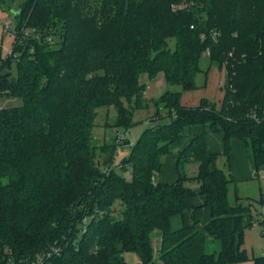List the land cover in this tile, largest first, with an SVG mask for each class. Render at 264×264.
Masks as SVG:
<instances>
[{"label": "trees", "instance_id": "obj_1", "mask_svg": "<svg viewBox=\"0 0 264 264\" xmlns=\"http://www.w3.org/2000/svg\"><path fill=\"white\" fill-rule=\"evenodd\" d=\"M14 12L0 95L23 105L0 107V264H25L54 245L61 254L46 264H129L126 253L136 264H264L244 247L255 222L264 236L256 206L264 209V193L247 204L236 193L232 203L238 179L219 168L207 141L221 133L228 159L233 140L249 141L256 175L264 167V0H23ZM225 63L220 108L181 104L183 92L200 88L198 74ZM143 74L178 87L153 100L166 113L158 109L134 143L98 144L99 109H115L105 123L115 132L136 124ZM183 142L178 179L164 182L163 158ZM120 145L130 151L117 167ZM190 161L194 177L180 171ZM196 196L210 209L204 222ZM209 239L218 251H207Z\"/></svg>", "mask_w": 264, "mask_h": 264}, {"label": "rangeland", "instance_id": "obj_2", "mask_svg": "<svg viewBox=\"0 0 264 264\" xmlns=\"http://www.w3.org/2000/svg\"><path fill=\"white\" fill-rule=\"evenodd\" d=\"M3 5L0 4V65L1 59H6L13 49L14 44V32L16 30V15H15V7H18L19 4L23 0H2ZM14 8V9H11ZM6 21L10 24V30H5ZM174 40L171 41V46H173ZM210 66L209 59L204 56L201 61V67L206 70ZM216 66V65H213ZM212 67V66H211ZM210 67V68H211ZM218 68L210 69L208 73V77L206 79V75L204 73L198 74L196 78V82L200 85V90L205 89L207 86V80L210 79V87L211 92H217L219 89L214 88V84L216 81V73L217 71H221L222 75V83L223 90L225 94V83H226V67L225 64L223 68L217 70ZM16 67L13 65L12 74L16 75ZM221 75V74H218ZM221 79V77H220ZM224 80V81H223ZM141 83H144L146 88L143 93V107L136 108L133 114V121L136 123L130 130L119 129L118 132L107 128L105 126L106 121L114 119L116 116V111L114 108H101L98 110V117L96 119V127L94 130L95 138L97 139L98 144H102L104 141L111 142L114 138L118 139V142H125V139H129L130 143H134L136 139L141 135L144 129L150 124H152L153 116L156 111H159L162 114H165L164 104H159L158 107L155 105L153 100L159 98L162 94H164L168 89H178V87L169 86L163 74H159L158 77L154 80H150L146 74L141 75L140 77ZM214 84V85H213ZM201 93V92H199ZM23 105V100L18 97H9L5 95H0V107L4 106H21ZM164 122L168 121V118L163 120ZM216 133H212L210 135H214V138L208 140V145L211 150L214 151H222V146L219 144L215 138ZM245 155L244 158L242 156L235 157L230 161L224 154H220L218 158V166L223 169L228 176L235 177L236 181H234L230 186V201L234 203L236 193L243 198V203L247 204L249 199L258 200L262 193H264V167L258 172L256 175V169L253 162V151L249 145H245ZM130 151V147L128 146H119L118 154L116 157V166L120 167L119 164H122V160H124ZM232 153V152H231ZM235 153V151H234ZM178 155H181L178 153ZM248 155V156H247ZM168 156V155H167ZM167 156L163 158L164 165L167 161ZM249 157V158H248ZM171 161V160H169ZM125 165V164H124ZM232 165V166H231ZM251 167V172H247L248 166ZM238 166V167H236ZM246 166V168H245ZM240 167V170L237 168ZM176 168V167H175ZM245 168V169H244ZM163 169V168H162ZM180 171L182 173H187L189 177H194L198 172V163L196 162H183L181 163ZM175 177L173 179H166L162 172L158 176L161 180H167L170 182L175 181L176 177H178L177 173H174ZM128 176V175H127ZM129 177V176H128ZM239 177L241 179H239ZM7 179H0V183H6ZM187 186H190L194 189L199 187L198 183L194 180L186 183ZM201 198H197L195 202H201ZM258 211H264L263 208L256 204ZM263 226L260 222H255L251 228L246 231V241L244 247L247 249V252L250 256H261L264 253V236L262 234ZM155 244H157V240H155ZM219 248L218 241H211L208 243L207 251L210 253L216 252ZM125 259L129 264H136L139 262V257L135 253H126ZM239 264H253L251 261L239 263Z\"/></svg>", "mask_w": 264, "mask_h": 264}, {"label": "crops", "instance_id": "obj_3", "mask_svg": "<svg viewBox=\"0 0 264 264\" xmlns=\"http://www.w3.org/2000/svg\"><path fill=\"white\" fill-rule=\"evenodd\" d=\"M213 68H218L217 70L221 69L219 68L218 66H212ZM212 67L210 69H212ZM209 69V71H211ZM209 73V72H208ZM218 74H221V75H218ZM222 73L221 71H217L216 73V81L214 84H217V85H214V88L216 89H219L217 92L213 91L211 92V90L209 89L210 87V79L207 80V86L205 89H197V90H192V91H185L182 93V96H181V104L183 106H186V107H197L200 105L201 103V100L202 99H207L209 101H213L217 104V107L220 108L221 105H222V101H223V98H224V90L222 89L223 88V85H224V82L222 83ZM208 77V75H207ZM206 77V79H207ZM221 77V79H220ZM224 81V80H223ZM201 92V93H199ZM202 131V128L201 127H194L192 129V132L193 133H199ZM215 138H217V141L220 142L219 144L222 146V151H214V150H211V152H214V153H217V154H223L224 152V137L221 133H216L215 134ZM214 138V135H208V140ZM137 140V139H136ZM184 143L183 142L182 144H178L175 146V153L173 154H169L167 156V161H166V164L163 166V169H162V175L166 178V179H173L175 177L174 173H177V163H178V160H179V155H178V151H181L183 150V147H184ZM250 142L249 141H244V140H239V139H235L233 140L232 142V145H231V152H230V161H232V159H234L235 157H240L242 156L244 158V155H245V145H249ZM251 146V144H250ZM252 148V147H251ZM235 151V153H234ZM244 154V155H243ZM248 156V155H247ZM249 158V157H248ZM171 160V161H169ZM253 162H254V156H253ZM232 166V165H231ZM176 167V168H175ZM238 167V166H236ZM246 168V166H245ZM244 168V169H245ZM240 170V167L237 168V170ZM251 172V167L250 165L248 166V169H247V172ZM178 179V177H176L175 181L173 182H170V181H167V180H163L164 182H168V183H174L176 182V180ZM239 179H241L239 177ZM197 191L199 190V187L196 189ZM197 198H201L202 201L201 202H195V200ZM193 204L198 208L197 210V217L202 221H206L208 219H210V216H211V213H210V209L205 207L204 206V200L201 196H196L194 199H193ZM187 221L190 222L189 220V214H187ZM212 240L209 239V242H211ZM219 249V248H218ZM218 251V250H217Z\"/></svg>", "mask_w": 264, "mask_h": 264}, {"label": "built area", "instance_id": "obj_4", "mask_svg": "<svg viewBox=\"0 0 264 264\" xmlns=\"http://www.w3.org/2000/svg\"><path fill=\"white\" fill-rule=\"evenodd\" d=\"M5 30H10V24L8 21H6ZM226 67V63H225ZM253 118L257 119L259 121V117L257 114H253ZM87 219L83 220V232L87 231ZM264 253V252H263ZM61 254V248L57 245L52 246L48 251L38 254L34 259L26 261L25 264H46L49 259H51L54 255H60Z\"/></svg>", "mask_w": 264, "mask_h": 264}, {"label": "water", "instance_id": "obj_5", "mask_svg": "<svg viewBox=\"0 0 264 264\" xmlns=\"http://www.w3.org/2000/svg\"><path fill=\"white\" fill-rule=\"evenodd\" d=\"M127 162V158H125L124 160H122V165L125 164Z\"/></svg>", "mask_w": 264, "mask_h": 264}]
</instances>
